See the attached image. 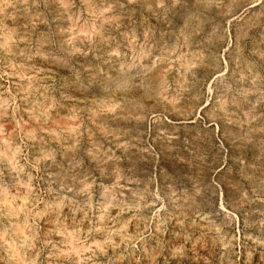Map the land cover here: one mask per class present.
Returning a JSON list of instances; mask_svg holds the SVG:
<instances>
[{"label":"rangeland","instance_id":"374dc122","mask_svg":"<svg viewBox=\"0 0 264 264\" xmlns=\"http://www.w3.org/2000/svg\"><path fill=\"white\" fill-rule=\"evenodd\" d=\"M0 264H264V0H0Z\"/></svg>","mask_w":264,"mask_h":264},{"label":"bare ground","instance_id":"6f19581e","mask_svg":"<svg viewBox=\"0 0 264 264\" xmlns=\"http://www.w3.org/2000/svg\"><path fill=\"white\" fill-rule=\"evenodd\" d=\"M143 81V80H142ZM146 89V88H145ZM130 90V89H129ZM4 103V102H3ZM22 203V202H21ZM21 210V209H20Z\"/></svg>","mask_w":264,"mask_h":264}]
</instances>
